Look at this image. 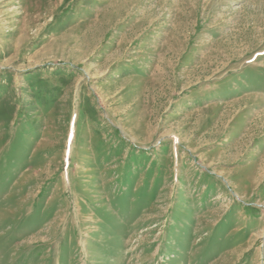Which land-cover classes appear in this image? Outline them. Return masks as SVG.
Returning a JSON list of instances; mask_svg holds the SVG:
<instances>
[{
  "label": "rangeland",
  "instance_id": "obj_1",
  "mask_svg": "<svg viewBox=\"0 0 264 264\" xmlns=\"http://www.w3.org/2000/svg\"><path fill=\"white\" fill-rule=\"evenodd\" d=\"M0 264H264V0H0Z\"/></svg>",
  "mask_w": 264,
  "mask_h": 264
}]
</instances>
